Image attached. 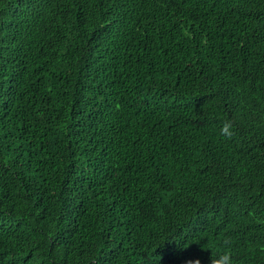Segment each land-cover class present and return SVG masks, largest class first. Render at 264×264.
Here are the masks:
<instances>
[{"label":"trees","instance_id":"1","mask_svg":"<svg viewBox=\"0 0 264 264\" xmlns=\"http://www.w3.org/2000/svg\"><path fill=\"white\" fill-rule=\"evenodd\" d=\"M225 247L264 264V0H0V264Z\"/></svg>","mask_w":264,"mask_h":264},{"label":"clouds","instance_id":"2","mask_svg":"<svg viewBox=\"0 0 264 264\" xmlns=\"http://www.w3.org/2000/svg\"><path fill=\"white\" fill-rule=\"evenodd\" d=\"M232 127V122L230 120L226 121L220 129V133L226 137H231L233 135ZM224 243L227 244L228 241L225 240ZM188 264H200V260L189 261ZM211 264H235L231 249L225 247L222 252L215 254L212 251Z\"/></svg>","mask_w":264,"mask_h":264}]
</instances>
